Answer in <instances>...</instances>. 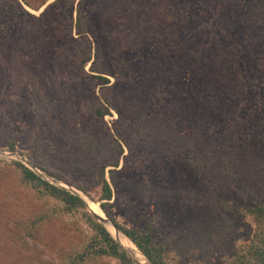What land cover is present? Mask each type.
Listing matches in <instances>:
<instances>
[{"label": "rangeland", "instance_id": "obj_1", "mask_svg": "<svg viewBox=\"0 0 264 264\" xmlns=\"http://www.w3.org/2000/svg\"><path fill=\"white\" fill-rule=\"evenodd\" d=\"M54 1L40 10L23 3L41 18H29L20 30L5 25L15 20L14 12L4 11L0 0V264H63L59 249L86 239L83 229L91 232L84 219L79 230L62 219L44 226L40 239L25 236L22 228L40 207L19 185L12 164L18 159L9 155L18 152L38 168L54 167L68 180L57 179L79 190L87 182L90 198L100 203L101 185L81 179L74 161L76 141L88 132L97 137L99 152L112 154L121 142L128 153L136 136L142 147L134 155L147 156L139 170L123 168L124 161L113 176L107 168L114 217L128 226L153 222L157 235L187 254L182 264H201L206 255L204 264H216L218 257L209 255L214 242L201 245L194 237L202 239L201 228L210 229L217 213L214 206H193L210 195L195 159L212 160L218 173L225 164L235 165L243 185L264 183V0H202L210 13L220 8L228 32L233 25L241 31L242 55L236 59L222 47L199 45L208 32L196 30L190 0H83L86 33L110 78V102L75 59L78 33L71 17L76 22L80 0L60 1L42 15ZM93 105L105 116L95 115ZM249 105L261 107L259 125L246 118ZM9 127L18 129L14 151L5 142ZM99 203L88 205L105 217ZM107 224L145 264L123 233Z\"/></svg>", "mask_w": 264, "mask_h": 264}, {"label": "trees", "instance_id": "obj_2", "mask_svg": "<svg viewBox=\"0 0 264 264\" xmlns=\"http://www.w3.org/2000/svg\"><path fill=\"white\" fill-rule=\"evenodd\" d=\"M2 1L1 8L4 11L12 9L14 12L12 17L15 18L14 21H10V24L5 25L9 28L15 25L20 30H25L26 21L29 18L39 20L41 17H36L35 14L24 8L22 4L24 3L34 10H40L48 0ZM60 1L63 0H55L52 3H48L42 11V15ZM64 1L72 5L77 0ZM186 1L182 0L183 4ZM190 4L194 8V18L197 20V23L195 22L197 24L196 30L202 33L208 32L207 35L203 36L204 43H199V45L201 47L204 45L206 48L219 46V48L222 47L224 54L227 51L235 59L240 57L242 54L238 52V49L242 48L240 45L242 40L239 37V32L241 31H235L234 25L229 27L231 32L222 27L220 8L218 6L214 7L210 13L202 0H190ZM82 7L83 0H80L76 22L74 17H71V28L73 27L72 23L73 25L75 24L78 33L74 49L75 59L83 69L85 77H92L99 81L103 95L110 102L109 97H107L108 93L105 92V90L110 88V78L101 71L100 53L95 48L93 39L86 33L87 18L83 15ZM16 12L22 16H17ZM217 55H220V53L217 52ZM86 67L89 68V71L86 70ZM251 102L255 103V101ZM239 109L242 112V106ZM93 111L99 117H104L106 114L103 109L97 108L96 105H93ZM259 112H262L261 107L259 109L250 106L248 111H245V116L246 118H253L256 124L259 125L261 122L259 120ZM261 126L264 127V122L261 123ZM257 128L259 129L260 126H257ZM15 130L18 131V129L9 127L5 133V142L11 151L16 150L17 136H15ZM76 143L79 147V155L74 158V161L80 168L81 179L84 181L91 179L101 185L100 208L124 232L123 235L143 259L144 255L142 252L153 264H182L186 253L177 252L174 247L175 243L157 235L153 222L149 221L146 226L142 227L137 224L128 226L121 224L111 212L114 190L107 177V168L111 167L109 171L113 176L122 161H124L123 168L132 167L135 170H139L140 167H144L147 156L143 152L140 157L134 155L142 147L138 138L135 136L128 143V153H125V147L121 142L115 143L117 146L114 147L112 154L106 152V150L99 152L97 137L92 132L85 133L80 139L78 138ZM33 162L35 161L33 160ZM35 163L38 164V162ZM195 163L200 182L210 195L202 198L201 202L194 201L193 206L197 209L202 206H214L217 211L215 219L210 223L211 228H201L202 239L198 238L199 234L194 236L197 237L198 244L202 245L207 240H212V244L214 242V245L210 247L209 255L218 257L217 260L219 262H215L216 264H264V183L259 186L260 188L249 184L243 185L242 180H239L238 169L232 164H225L222 172L218 173L212 170V160L196 158ZM12 164L15 166L14 171L19 185L25 187L34 196L40 207L33 212L26 225L22 228L25 236L36 240L40 239L39 232L44 226L54 220L62 219L67 224L76 226V230H79L78 223L80 219H84L91 228V232L88 234L83 229L80 234L87 235L86 239H73L70 244L59 249V257L63 264H98L99 262L138 264L121 246L122 244L131 251L126 243L106 224L121 244L117 242L107 227L89 210L80 196L43 178L19 160H13ZM40 168L56 178L68 180L63 178L62 173L54 167L41 165ZM86 185L87 182L85 186L78 185V187L91 197L90 189ZM83 196L90 204L98 203L85 195ZM194 245L196 244L193 242L192 246ZM227 248L230 249V252H227ZM193 250L198 251L197 247H191L190 252H193ZM206 257L199 263H206L208 259Z\"/></svg>", "mask_w": 264, "mask_h": 264}, {"label": "water", "instance_id": "obj_3", "mask_svg": "<svg viewBox=\"0 0 264 264\" xmlns=\"http://www.w3.org/2000/svg\"><path fill=\"white\" fill-rule=\"evenodd\" d=\"M6 154H8V152H6ZM11 154V156L15 157L18 160H21L23 163H25L28 167H30L32 170H34L36 173H38L40 176H42L43 178L49 180L52 183H55L59 186L65 187L68 190H70L71 192L75 193L76 195L80 196L86 203L87 207L89 208L88 202L86 201V199L84 198L83 195H85L81 190L73 187V186H69L66 183L60 181L59 179H57L56 177L52 176L51 174L45 172L44 170H41L40 168H38L36 165H34L32 162H30L25 155L18 153V152H9V155ZM86 196V195H85ZM88 197V196H87ZM90 198V197H88ZM99 203V202H98ZM100 205V203H99ZM89 210L94 214V216L100 221L102 222L106 227H107V223H110L112 226H114V228H116V230H118V232H122L124 233L117 225L114 224V222L107 216V214L105 213V217H101L99 216L96 212L92 211L90 208ZM107 229L109 230V228L107 227ZM110 231V230H109ZM111 232V231H110ZM112 234V232H111ZM113 235V234H112ZM114 236V235H113ZM127 236V235H126ZM128 237V236H127ZM114 238L117 240V238L114 236ZM129 238V237H128ZM130 239V238H129ZM131 240V239H130ZM132 241V240H131ZM117 242H119V240H117ZM133 242V241H132ZM120 243V242H119ZM121 244V243H120ZM135 244V243H134ZM121 246L131 254V256L134 258V260L138 263V264H143L142 261L140 260V258H138L136 256V252L135 254H133L131 251H129L127 248H125L122 244ZM142 252V251H141ZM142 254L144 255V259H145V264H153L149 258L147 256H145V254L142 252Z\"/></svg>", "mask_w": 264, "mask_h": 264}, {"label": "bare ground", "instance_id": "obj_4", "mask_svg": "<svg viewBox=\"0 0 264 264\" xmlns=\"http://www.w3.org/2000/svg\"><path fill=\"white\" fill-rule=\"evenodd\" d=\"M98 208V207H97ZM136 250V249H135ZM137 251V250H136ZM138 252V251H137ZM141 256V255H140ZM143 258V257H142Z\"/></svg>", "mask_w": 264, "mask_h": 264}]
</instances>
